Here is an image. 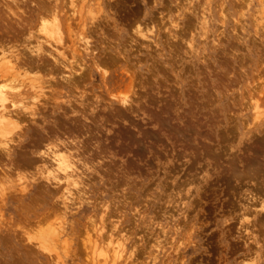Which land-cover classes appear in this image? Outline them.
Wrapping results in <instances>:
<instances>
[{
  "label": "rangeland",
  "instance_id": "rangeland-1",
  "mask_svg": "<svg viewBox=\"0 0 264 264\" xmlns=\"http://www.w3.org/2000/svg\"><path fill=\"white\" fill-rule=\"evenodd\" d=\"M3 1L11 4L9 12L4 15L7 20L14 22L19 16L29 15L26 12L28 8L22 5L26 0ZM27 1L30 8L42 4L39 1H43L44 5L49 4L50 8L56 10H50V13L44 11L46 14L42 15V19L39 18V11H35V18L30 24L26 37L24 36L26 41L11 42L13 50L22 46L26 48L29 45L27 48L30 52L36 50L44 52L47 48L60 52L62 47L61 51H64V46L69 45L70 42L67 36L64 38L62 31L60 35L63 38L60 35L56 37L58 32L56 36H49L43 32L45 28L41 26V22L51 24L49 18L51 19L52 15L57 21L62 17L69 20L70 31L78 33L84 40L91 39L87 33L95 37V47L89 46L87 52L76 46L75 54H69L72 53L70 51L65 52L68 56H66L67 62H72L73 57H76L77 64L69 63L74 65V70L90 68L89 78L72 92L62 86L48 87L47 83H42L41 88L38 87L33 91L37 93L35 98L40 100V104L36 105L38 117L35 121L30 119L27 121L28 128L36 125L41 133V128L56 126L62 131L68 130L65 134L72 133L80 135L81 138L91 137L92 144L99 146L103 155L116 152L126 160L123 166L108 164L104 168L105 172L101 171L94 174V177L90 176L85 189L76 191L69 186H61V191L62 187L68 188V192L62 191V193L68 197L69 202L78 199L84 203L81 212L73 217L75 223L72 229L75 239L70 264H80V261L89 255L88 248L92 247L93 237V239L101 238L106 243V237L118 235V232L113 231L116 223H121L120 231L126 230L131 233L136 230V218L131 215L132 210L143 202L144 187L153 178L159 179L165 176L163 164L173 152L181 150L185 143L196 141L201 142L203 149L204 141L208 140L211 141L208 151L225 148L253 118L259 119V115L254 117L249 109L252 100L256 99L260 90L264 88V84L257 83L264 80V14H262L264 5L261 4V0H97L102 3L106 12L110 15L114 14L121 29L130 30L137 23H143L142 35L133 37L130 31L117 32V25L107 17L101 23L92 24L91 22L96 19V10L93 8L88 9L87 22L80 23L79 15L71 18L69 14L78 10L70 7L72 0ZM91 2L92 0H76L78 8ZM176 13L184 17L181 21L183 29L178 34L179 40L171 39L169 33L165 31V28L174 22L169 20V17H174ZM201 25L207 33V39L200 41L198 38L197 46L204 44L205 48L201 49L199 56H188L185 54L183 40L187 34L190 35ZM143 35H148L149 38L143 39ZM38 51L36 54L39 53ZM32 52L30 54L35 55ZM93 53L97 54L94 56ZM151 70H154L153 78L148 77L151 75ZM105 71L108 73L107 76L103 74ZM32 72L33 74L28 72L29 76H26L27 73L23 77L21 75L20 80L25 79V86H18L21 87V91L32 89V81L40 85L48 77L44 71ZM173 72L181 73L178 79L173 77ZM29 78L35 80L31 81ZM29 80L31 82L27 83ZM6 81L7 79H0V84L8 83V86L12 84ZM160 81L163 85L159 83ZM149 87L153 98L164 97L167 104L164 105V101L149 103V100L146 102L147 97H144L141 99L143 103L137 100V105L143 104V107L138 105L139 107H135L136 111H131L121 118L108 119L100 116L93 120L85 114L86 109H105L113 96L123 99L127 95V92L124 93L125 89L135 90L138 94L139 90L148 91L145 89ZM27 102L23 101L26 106H31L33 99ZM148 108H154L156 111L151 110L153 111L151 113ZM19 110L16 109L19 112L18 118L27 119L23 116V110ZM256 113H260L259 102ZM145 114L146 118L141 119ZM16 118L17 115L14 119ZM111 131L112 134L109 135ZM109 136L113 138L110 137L109 140ZM259 137H254L243 157L245 161H251L250 163L253 160L252 164L255 163L257 166L264 162V137ZM11 138L18 139V135ZM42 139H44L43 135ZM38 141L41 144L42 140L38 139ZM10 146L12 149L17 144ZM88 154L90 158L93 149H89ZM25 166L11 170L6 168L8 169L6 173L0 174V264H19L17 262L19 258L29 264H51L55 257L46 256L36 248L26 245L24 236H27L28 240L38 241L42 246L55 243L64 226V220L57 215L59 205L55 202V195L58 191L52 186L55 182L47 184L34 180V167ZM30 167L33 169L31 170ZM125 188L127 191H124ZM218 190L222 191L223 186ZM105 204L109 207L107 214L104 213ZM91 225L94 228H91ZM140 231L144 234L145 245L139 250L138 258L145 259L148 248L154 242L155 234L143 229ZM86 236L90 238V244L86 243ZM168 240L170 242V237ZM211 251L214 253L211 261L208 256H204V264H209V261L210 264H217L216 248L213 247ZM28 254H31L32 258ZM93 256L98 258L95 254ZM97 260L103 261L101 258Z\"/></svg>",
  "mask_w": 264,
  "mask_h": 264
},
{
  "label": "clouds",
  "instance_id": "clouds-1",
  "mask_svg": "<svg viewBox=\"0 0 264 264\" xmlns=\"http://www.w3.org/2000/svg\"><path fill=\"white\" fill-rule=\"evenodd\" d=\"M261 4L264 5V0H261ZM70 7L78 9L69 15L71 18L79 15L80 23L89 20L88 9L93 8L96 10V19L91 22L92 24L101 23L107 17L117 25V32L130 31L133 37L142 35V22L130 30L121 29L114 14L106 12L102 3L97 0H92L90 4L79 8L76 0H72ZM183 19L180 13L169 17V20L174 22L169 24L165 31L169 33L171 39H180L178 34L182 29ZM68 34L72 44L81 47L85 52L89 46L95 47V37L89 33H87L91 37L89 40H84L78 33H72L70 30ZM148 38V35H143V39ZM198 38L200 41L207 39V33L202 25L183 40L186 55L199 56L201 49L205 48L204 44L197 46ZM96 54L93 53L94 56ZM75 59L74 56L70 63H74ZM64 60L67 61V57H64ZM103 74L108 75L106 71ZM172 75L178 79L181 73L173 72ZM47 79L56 81L57 77L50 76ZM257 83L264 84V80ZM0 89L6 93L5 103H11L12 109H22L27 117L5 121V133L0 150L10 155V145L27 142L28 137L25 135V129L29 127L27 121L37 119L36 105L40 104V100L33 97V104L26 106L23 102H15L8 98V94H15L19 101L26 100L27 95H19L21 87L0 84ZM125 91L127 95L122 101L116 96H113L112 100L115 102L114 105L127 111L138 106L137 93L135 90ZM258 102L260 113L257 114ZM4 110L10 111L7 108ZM249 111L254 117L259 115V119L253 118L225 148L208 151V147L211 146V141L208 140L204 141L203 149L201 142L196 141L185 143L181 150L173 152L163 164L165 176L153 178L144 187L143 202L132 210L131 215L136 218V230L131 233L126 230L120 231L121 223H116L113 231L118 232L115 237L119 243L113 244L109 240L104 245L108 250V258L103 261L95 260L92 248L89 247V255L80 261V264H204V256H208L211 261L214 255L211 251L213 247L216 248L217 264H264V162L256 166L243 159L246 148L254 137H264V88L260 90L256 99L252 100ZM144 118L146 114L141 117ZM67 131H62L56 126L41 128L45 139L42 146L33 153L38 160L45 158L35 165L33 178L37 182L47 184H53L55 181L53 186L58 190L55 202L59 205L57 215L64 220V226L54 244L42 246L36 240H28L27 236H24V243L46 256L55 257L51 264H70L72 261L75 239L72 233L75 223L73 217L84 208V203L78 199L69 202L68 197L60 192L61 186L68 183L69 188L80 191L88 185V178L104 170L106 165L126 163V160L116 152L103 155L99 146L92 144L91 137L81 138L80 135L65 134ZM111 134L112 131L109 135ZM14 135H18V139H12ZM89 149H93L90 158ZM70 152L75 153L72 157L73 169L67 173L62 168L57 171L58 161L54 157L59 153L67 155ZM53 173H56V176H53ZM70 176H75L80 182L72 183L68 179ZM220 186H223L222 191L218 190ZM124 191H127V188ZM63 192H68V188H64ZM106 205L105 214L109 212ZM141 229L155 234L154 242L148 248L145 259L138 258L139 250L145 245ZM85 240L87 244L91 243L88 236ZM113 248L114 259L111 256Z\"/></svg>",
  "mask_w": 264,
  "mask_h": 264
},
{
  "label": "bare ground",
  "instance_id": "bare-ground-1",
  "mask_svg": "<svg viewBox=\"0 0 264 264\" xmlns=\"http://www.w3.org/2000/svg\"><path fill=\"white\" fill-rule=\"evenodd\" d=\"M15 2V1H14ZM40 3L42 2V4H37V6H33L34 8H30V5H29V1H23L22 2V5L25 7L28 8V11L27 14L29 13L28 16H24V17H18L19 19L15 20L14 22L10 21V20H7L6 17L4 16L7 12H9L10 8H11V4L7 1H3V0H0V63H2L1 61H3L2 64H0V79H4L10 83H12L11 85H9L10 87L12 86H25V79L23 78L22 80H20V78L23 77V75H26V73L28 75L26 76H29L30 73L28 72H31L33 74L32 71H41V72H46L45 74L50 77V76H56L57 77V80L56 81H51L49 79H45L43 80L40 85L39 84H35V83H32L34 81L32 80H35V79H31V81H27L28 82H31V86H32V92L30 91V89H26L25 91H21L19 93V95L23 96V95H27V99L24 100V103L29 101L31 99H33V97H35L37 95V93L35 94L33 91H35L36 88L42 86V83H47V85H49L48 87H52L53 85H56V86H62L64 87L65 89H68L69 91H75L78 86H80L87 78H89L90 76V68L89 70H84L83 72L81 70H74L75 68L74 65L72 66L71 64H69L70 62H67L64 60V57H66L67 55H65V52L66 51H70L72 53H69V54H75V51H76V48H75V45L72 44V39L70 38L68 32L69 30L71 29L70 28V25L68 23L69 20H67L65 17H62L61 20H58L57 21V18H53V15H52V18L54 20H52V18L49 20H51V24H45V21L41 22V26L43 25V29L47 35L49 36H56L57 32L59 34H57L56 37H58L60 34H61V31H62V34L64 35V38L65 36H67V39L68 41L70 42L71 44V47H70V44L69 45H65L64 46V51H61L62 48L60 49V52L57 50V51H54L52 48H47L46 51L44 52H40L38 50H36V52L38 51L39 53L36 54V52H34L35 55H32L30 54L31 52L29 51V49L27 47H29V45L26 47L28 50H26V48H24V46L22 47H17L15 50H13V46L10 45L11 42H16V41H20V42H23V41H26V38H24V36L26 35V33L29 31L30 29V24L32 23V21L34 20L35 16H34V12L35 11H39V18L42 19V15L43 14H46L45 12H48L50 13V10L53 11L56 10L55 8H50L51 6L48 5H44L43 1H39ZM17 3V2H16ZM83 3V2H82ZM81 5V4H80ZM82 6V5H81ZM25 7V8H26ZM30 8V10H29ZM191 8V7H190ZM200 9V8H199ZM45 11V12H44ZM199 11V10H197ZM200 13V12H199ZM10 14V13H9ZM51 14H53L51 12ZM51 14H50V17H51ZM60 14V13H59ZM7 16V15H6ZM12 16V15H11ZM48 16V15H46ZM69 16V15H68ZM198 16V15H197ZM55 17V16H54ZM57 17V16H56ZM45 19V18H44ZM56 19V20H55ZM69 19V18H68ZM198 19V17H197ZM150 20V19H149ZM199 20V19H198ZM53 21V22H52ZM57 21V22H56ZM199 22V21H198ZM48 23V22H47ZM191 23V22H190ZM193 25V24H192ZM185 26V25H184ZM187 27V26H186ZM183 29V28H182ZM94 31V30H93ZM185 33V32H184ZM182 34V33H181ZM188 36V34L186 35ZM26 37V36H25ZM60 37L63 38V36L60 35ZM61 39V38H59ZM66 39V40H67ZM22 40V41H21ZM127 40V39H126ZM169 40V39H168ZM125 42V41H124ZM150 42V41H149ZM175 42V41H174ZM181 42V41H180ZM65 43V42H64ZM22 44V43H21ZM183 44V43H182ZM15 47V46H14ZM51 47V46H50ZM105 47V46H104ZM78 51V49H77ZM32 52V53H33ZM178 52V51H177ZM61 53H63V56H61ZM77 53V52H76ZM81 54V53H80ZM110 55V54H109ZM115 55V54H114ZM68 57V56H67ZM71 57V56H70ZM138 59V58H137ZM171 59V58H170ZM9 60V62L7 61ZM68 60V59H67ZM94 60V59H93ZM105 60V59H104ZM115 60V59H114ZM7 61V62H6ZM78 61V60H77ZM82 61V60H81ZM103 61V60H102ZM104 62V61H103ZM172 62V61H171ZM76 63V62H75ZM77 64V63H76ZM161 64V63H160ZM82 65V64H81ZM80 65V67H81ZM79 66V65H78ZM200 67V65H199ZM160 68V67H158ZM41 69V70H40ZM87 69V67H86ZM162 70V69H161ZM37 72V73H38ZM156 72V71H155ZM202 72V71H201ZM200 73V72H199ZM31 74V75H32ZM35 74V73H34ZM22 75V77H21ZM45 75V76H46ZM35 76V75H34ZM32 75V77H34ZM131 76V75H130ZM154 76V70L152 71L151 70V75L148 76L149 78L152 77L153 78ZM31 77V76H30ZM147 77V78H148ZM168 77V76H166ZM165 77V78H166ZM27 78V77H26ZM36 78V77H34ZM146 78V79H147ZM28 79V78H27ZM173 79V78H172ZM194 80V79H193ZM6 81V82H7ZM37 81V79H36ZM144 81V80H143ZM159 81V80H157ZM5 82V81H4ZM3 82V83H4ZM146 82V81H145ZM148 82V80H147ZM146 82V83H147ZM153 82V81H152ZM9 83V84H10ZM161 83V81L159 82ZM6 84V83H5ZM8 84V83H7ZM209 84V83H208ZM35 85H38L37 87ZM161 85H163L161 83ZM29 86V85H28ZM128 87V86H127ZM163 87V86H162ZM41 88V87H40ZM148 88V87H147ZM154 87H152L153 89ZM57 89V88H56ZM42 90V89H41ZM145 90H148V91H143V92H140L142 90H139L138 94H137V100H141L142 98L144 97H147V100L146 102L149 100L150 102L149 103H160L162 101H164V105L165 103L167 104V101L166 99H164V97L161 99H156V97L154 96L153 98V95H151V91L150 90V87L149 89H145ZM161 90V89H160ZM193 91V90H192ZM210 91V90H209ZM137 92V91H136ZM161 92V91H160ZM126 93V91L124 92ZM163 94V93H162ZM185 94V93H184ZM6 93H4L2 91V89H0V143L3 142V137H4V133H5V121L8 120V119H14V117H16L17 115V118H18V113L16 111V109H12V105L11 103H5L4 101V97H5ZM40 95V93H39ZM175 95V94H174ZM191 96V95H190ZM253 96V95H252ZM112 97V96H111ZM162 97V96H161ZM8 98L10 100H13L15 102H20L18 97L15 95V94H8ZM93 98V96H92ZM91 99V98H90ZM119 100H123L122 98H119ZM154 101V102H153ZM196 101V100H195ZM23 102V101H21ZM71 102V101H70ZM142 102V100H141ZM140 102V103H141ZM175 102V101H174ZM178 102V101H177ZM28 103V102H27ZM114 101L113 100H109V102L107 103V107L105 109H100V110H94V108H90V109H86L85 110V114L88 116V118H91V119H96L97 117H106L108 119L110 118H121V117H124L125 115H127L129 112L131 111H134L135 110V107L130 109V110H123L121 109L119 106L117 105H114ZM138 103V101H137ZM143 103V102H142ZM105 105V104H104ZM140 105L141 107H143V104H138ZM28 106V105H27ZM73 106V104H72ZM77 106V105H76ZM75 106V107H76ZM162 106V105H161ZM169 106V105H168ZM105 107V106H104ZM139 107V106H137ZM136 107V108H137ZM146 107V106H145ZM173 107V106H172ZM7 108L9 109L10 111H5L4 109ZM43 108V107H42ZM41 108V109H42ZM48 108V107H47ZM67 108V107H66ZM79 108V107H78ZM162 108V107H161ZM168 108V107H167ZM149 109V108H148ZM21 110V109H20ZM19 110V111H20ZM151 110H154V108L152 109H149V112H151ZM167 110V109H166ZM22 111V110H21ZM136 111V110H135ZM156 111V110H154ZM153 112V111H152ZM151 112V113H152ZM258 112V111H257ZM157 113V112H156ZM161 113V111H160ZM21 114V113H20ZM44 114V113H43ZM63 114V113H62ZM153 115V114H152ZM155 115V114H154ZM23 116H25L23 114ZM19 117H22V116H19ZM128 117V116H127ZM26 118V117H25ZM56 118V117H55ZM75 118V117H73ZM77 118V117H76ZM165 118V117H164ZM180 118V117H179ZM22 119V118H21ZM124 119V118H123ZM130 119V118H129ZM132 119V118H131ZM74 120V119H73ZM76 120V119H75ZM166 120V119H165ZM29 121V120H28ZM112 121V120H111ZM131 121V120H130ZM70 122V121H68ZM79 123V119L77 121ZM84 122V121H83ZM94 122V121H93ZM115 122V121H113ZM133 122V121H131ZM85 123V122H84ZM139 123V122H138ZM162 123V122H161ZM59 124V123H58ZM86 124V123H85ZM95 124V123H94ZM141 124V123H139ZM138 124V125H139ZM56 125V124H55ZM73 125V124H72ZM84 125V124H83ZM82 125V126H83ZM88 125V124H87ZM86 125V126H87ZM134 125V124H133ZM71 127V126H70ZM76 127V126H75ZM139 126H137L138 128ZM118 128V127H117ZM151 128V127H150ZM37 126H32L30 128H27L25 129V135L28 137L27 139V142L26 143H23V144H17L16 147L10 149V155L9 153H6L4 152L3 150H0V174L2 173H6V170H11V168H16L19 166H33L35 167V165L38 163V162H42L45 158H39V160L37 158H35L33 156V153L34 151H36L39 147H41L43 144L42 141L45 139L44 136L42 139V135L41 133H39V131L37 130ZM65 129V128H64ZM98 129V128H97ZM114 129V128H113ZM124 129V128H123ZM101 130V129H100ZM99 130V131H100ZM110 130V129H108ZM119 130H120V127H119ZM117 130V132L119 131ZM125 130V129H124ZM129 130V129H128ZM161 130V129H159ZM73 131V130H72ZM91 131V130H90ZM96 131V130H95ZM109 132V131H108ZM124 132V131H123ZM80 133V132H78ZM84 133V132H83ZM114 133V132H113ZM121 133V132H120ZM125 133V132H124ZM123 134V133H122ZM121 134V135H122ZM131 134V132L129 133ZM148 134V133H147ZM149 134H150V131H149ZM98 135V134H97ZM103 135V134H102ZM101 135V136H102ZM144 135V134H143ZM151 135V134H150ZM88 136V135H87ZM94 136V135H93ZM114 136V135H113ZM113 136H109V140H110V137L113 138ZM115 137V136H114ZM127 137V136H126ZM147 137V136H146ZM94 138V137H93ZM102 139V137H99ZM260 138V137H259ZM38 139L42 140L39 144V141ZM104 139V138H103ZM122 139V137L120 138ZM137 139V138H136ZM263 139V138H262ZM114 140V139H113ZM257 140V139H256ZM261 141V140H260ZM110 142V141H109ZM108 142V143H109ZM259 142V140H258ZM262 142V141H261ZM264 142V141H263ZM103 143V142H102ZM113 143V142H111ZM132 143V142H131ZM104 144V143H103ZM255 144V143H253ZM95 145V144H94ZM101 145V143H100ZM105 145V144H104ZM116 145V144H115ZM261 145V144H260ZM13 146V145H12ZM107 146V145H106ZM105 146V147H106ZM104 147V149H105ZM113 147V146H112ZM118 147V146H117ZM124 147V146H123ZM255 147V146H254ZM11 148V146H10ZM258 148V146L256 147V149ZM124 149V148H123ZM106 151V149H105ZM246 152V151H245ZM256 152H259V151H256ZM255 152V153H256ZM105 153V152H103ZM254 153V152H253ZM262 153V152H261ZM258 154V153H257ZM73 155H75V153L73 152H70V154H64V153H59L56 157H54L55 160L58 161V169L57 171H59V169H63L65 173L67 172H70L72 169H73ZM89 155V154H88ZM259 155V154H258ZM252 157V156H251ZM254 159V157H252ZM251 158V159H252ZM256 158V157H255ZM250 159V160H251ZM258 159V158H256ZM259 160V159H258ZM128 161V160H127ZM249 161V159H248ZM131 162V161H130ZM251 162V161H250ZM256 162V160H255ZM263 162V161H262ZM252 163H253V160H252ZM259 163V161H258ZM128 164H131V163H128ZM127 164V165H128ZM255 164V163H254ZM256 165V164H255ZM25 166V167H26ZM107 166V165H106ZM123 166V164L121 165ZM257 166V165H256ZM33 167H30L31 170L33 169ZM113 167V165H112ZM135 167V166H134ZM8 168V169H6ZM17 168V169H18ZM23 168V167H22ZM111 168V167H110ZM109 168V169H110ZM26 169V168H25ZM113 169V168H112ZM15 170V169H14ZM12 169V171H14ZM104 171V170H102ZM107 171V170H106ZM10 172V171H9ZM101 172V171H99ZM105 172V171H104ZM109 172V171H108ZM103 174V173H102ZM34 175V174H33ZM104 175V174H103ZM1 176V175H0ZM53 176H56V173L53 174ZM106 176V175H105ZM112 176V175H110ZM92 177V176H91ZM94 177V175H93ZM114 177V175L112 176ZM111 177V178H112ZM59 177H57L58 179ZM98 178V177H97ZM68 179L72 182V183H78L79 181L76 179L75 176H70L68 177ZM92 179H95V178H92ZM91 179V180H92ZM90 180V178H89ZM107 181V180H106ZM55 182V181H54ZM41 185V184H40ZM69 186L68 183H65L64 186ZM39 186V185H38ZM42 186V185H41ZM53 186V185H52ZM43 187V186H42ZM44 189V188H43ZM50 189V188H49ZM51 190V189H50ZM54 189L52 188V191ZM39 191V190H38ZM58 191V190H57ZM61 191V190H60ZM62 191H63V187H62ZM61 191V192H62ZM45 193V191L43 192ZM73 193H76V192H73ZM78 194V193H77ZM39 195V194H38ZM37 195V196H38ZM77 196V195H75ZM74 198V197H73ZM42 199V198H41ZM80 199V198H79ZM32 201H33V198H32ZM29 203V202H28ZM32 203V202H31ZM21 205V204H20ZM25 205V204H24ZM27 205V204H26ZM27 208V206H26ZM59 208V207H58ZM18 210V209H17ZM21 210V209H20ZM19 210V211H20ZM31 210V209H30ZM18 211V212H19ZM29 212V211H28ZM19 214V213H18ZM92 226V225H91ZM91 228H94L93 226ZM101 229V228H100ZM54 230V229H53ZM52 230V231H53ZM55 231V230H54ZM53 231V232H54ZM99 231V230H98ZM55 233V232H54ZM99 234V233H98ZM110 234V233H109ZM114 234V233H113ZM17 235V234H16ZM42 235V234H41ZM50 235V234H49ZM44 236V235H43ZM105 236V235H104ZM16 237V236H15ZM115 237V235H114ZM112 235H109L108 237H106L107 240L106 243H104V241L101 239V238H95L92 240L93 241V244H92V251L93 253L96 255V257L98 258H101L102 260H105L108 258V250H106L104 248V245L108 243L109 240H111L113 242V244H116L118 240H116V238H114ZM90 239V238H89ZM3 242V241H2ZM9 243V242H8ZM43 243V242H42ZM119 243V242H118ZM4 244V243H3ZM11 245V244H10ZM13 245V244H12ZM6 246V245H5ZM89 247V246H88ZM15 248V247H14ZM7 249V248H6ZM12 252V251H11ZM28 252V250H27ZM87 254V253H86ZM93 254V255H94ZM31 255V254H30ZM28 254V256H30ZM111 256L112 258L114 259L115 257V250L114 248L111 250ZM31 257V256H30ZM14 258V257H13ZM32 258V257H31ZM98 258H95L96 260ZM18 260V261H17ZM16 261L19 262V264H29V263H26L19 259H17ZM16 262V263H17ZM9 264V263H8ZM11 264V263H10ZM36 264V263H35Z\"/></svg>",
  "mask_w": 264,
  "mask_h": 264
}]
</instances>
